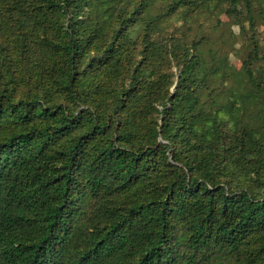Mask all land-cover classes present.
Instances as JSON below:
<instances>
[{"label":"trees","instance_id":"1","mask_svg":"<svg viewBox=\"0 0 264 264\" xmlns=\"http://www.w3.org/2000/svg\"><path fill=\"white\" fill-rule=\"evenodd\" d=\"M154 2L0 0V264H264L253 1ZM181 6L239 23V69L159 39Z\"/></svg>","mask_w":264,"mask_h":264},{"label":"rangeland","instance_id":"2","mask_svg":"<svg viewBox=\"0 0 264 264\" xmlns=\"http://www.w3.org/2000/svg\"><path fill=\"white\" fill-rule=\"evenodd\" d=\"M172 0H155L154 11L162 12L168 8ZM254 10L257 15V28L255 32L264 38V19L260 12L259 6L264 0H252ZM244 10V9H243ZM221 20L223 24L218 25ZM186 33L188 41L192 39H203L213 45L214 49L226 48L230 54L228 60L230 64L239 69L241 67V58L248 46L247 35L241 32L239 23L232 18L227 17L219 10L213 11L212 8H201L198 11H187L181 6L175 14H168L160 20L157 35L159 39L168 38L170 35L181 36ZM134 32V37H136ZM176 71V70H175ZM176 86V81L172 90Z\"/></svg>","mask_w":264,"mask_h":264}]
</instances>
